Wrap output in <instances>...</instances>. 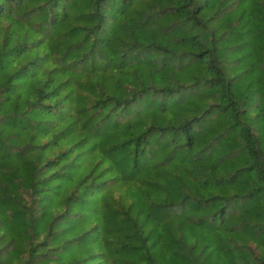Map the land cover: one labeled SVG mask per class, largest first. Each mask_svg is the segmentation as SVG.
<instances>
[{"label": "trees", "instance_id": "16d2710c", "mask_svg": "<svg viewBox=\"0 0 264 264\" xmlns=\"http://www.w3.org/2000/svg\"><path fill=\"white\" fill-rule=\"evenodd\" d=\"M0 264H264V0H0Z\"/></svg>", "mask_w": 264, "mask_h": 264}, {"label": "rangeland", "instance_id": "374dc122", "mask_svg": "<svg viewBox=\"0 0 264 264\" xmlns=\"http://www.w3.org/2000/svg\"><path fill=\"white\" fill-rule=\"evenodd\" d=\"M227 259V258H226Z\"/></svg>", "mask_w": 264, "mask_h": 264}]
</instances>
